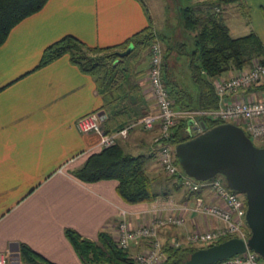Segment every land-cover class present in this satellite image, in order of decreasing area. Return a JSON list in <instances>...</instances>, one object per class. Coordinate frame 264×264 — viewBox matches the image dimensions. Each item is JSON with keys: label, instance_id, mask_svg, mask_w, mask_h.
<instances>
[{"label": "crops", "instance_id": "0c3cea01", "mask_svg": "<svg viewBox=\"0 0 264 264\" xmlns=\"http://www.w3.org/2000/svg\"><path fill=\"white\" fill-rule=\"evenodd\" d=\"M241 2L248 8L250 30L264 44V0ZM258 19L261 33L253 27ZM146 24L135 0H46L18 21L0 44V252L12 256L10 244L23 242L51 262L77 264L64 227L95 240L99 231L113 236L121 217L130 224L146 221L152 204L193 201L192 194L168 183L166 197L126 204L115 193V180L84 183L74 178L70 170L95 150L97 140L75 127L77 118L100 106L93 78L65 55L33 69L42 49L62 35H74L89 46H109ZM146 51L136 61V75L130 80L140 86L149 112L154 104L148 93ZM251 95L264 99V88L242 91V96ZM156 130V126L134 130L119 144L128 153L138 146L151 150ZM198 195L211 200L208 189H200ZM194 217L188 214L183 225L173 230L161 229L160 241L183 239L192 230Z\"/></svg>", "mask_w": 264, "mask_h": 264}, {"label": "trees", "instance_id": "16d2710c", "mask_svg": "<svg viewBox=\"0 0 264 264\" xmlns=\"http://www.w3.org/2000/svg\"><path fill=\"white\" fill-rule=\"evenodd\" d=\"M135 1L140 4L147 24L121 42L109 46H89L74 35L65 34L42 49L33 68L42 67L65 55L81 73L91 76L96 94L101 100L100 106L94 111H103L102 126L105 132L116 130L128 121L150 112L140 95V86L130 79L136 75L134 65L140 55L151 43L164 40L165 35L154 29L144 1ZM182 1L183 5H179L178 9L181 16L180 32H183L185 39L179 40L180 42L166 41V49L162 53L161 80L168 90L174 110L194 112L214 109L219 100L212 80L224 72L248 67L253 58L264 63V44L253 31L236 37L230 35L223 21L222 8L224 5L237 3V9L247 17L248 8L241 0ZM239 1L242 4L239 5ZM45 2L46 0H0V44L18 21L39 10ZM129 45L131 50L120 55ZM173 50L183 58L189 85L188 82L176 80L168 71L167 57ZM261 87L264 88V81ZM198 119L206 128L220 123L204 116ZM188 120V117H179L169 129L167 142L171 146L189 137L186 131ZM119 142L90 151L82 164L69 173L84 183L115 180V193L126 204L152 203L157 197H166L167 193L164 191H152L154 178L146 171L145 162L154 157V151L151 149L147 155H134L124 151ZM173 159L178 165L174 154ZM167 183L173 188H180L176 178L174 182ZM241 196L243 198L242 194ZM244 231L247 237L249 230L245 221ZM63 235L82 264H136L128 249L118 247L113 236L105 231H99L95 240L82 237L70 227L63 228ZM231 236L199 246H194L193 243L173 245L169 239H165L161 241L162 261L159 264H185L186 257L193 250ZM17 246L19 264H56L23 242H18ZM260 259L263 258L258 256V261Z\"/></svg>", "mask_w": 264, "mask_h": 264}, {"label": "built area", "instance_id": "2783aa9c", "mask_svg": "<svg viewBox=\"0 0 264 264\" xmlns=\"http://www.w3.org/2000/svg\"><path fill=\"white\" fill-rule=\"evenodd\" d=\"M264 59V55H263ZM162 51L158 42L148 48L146 79L153 100L154 109L149 113L134 118L116 130L105 132L102 126L103 114L89 112L75 122L81 133H91L97 138L95 149L106 148L125 140L134 129L151 130L157 127L154 137L156 156L162 172L168 177H175L185 192L194 196L191 204L174 203L171 200L152 204L146 221L130 224L121 217L116 224L113 238L122 249L143 242V247L132 255L136 264H159L162 261L161 241L158 229L165 226H181L188 214L194 213L192 230L185 233V243H208L225 236H238L245 239L244 199L241 194L229 189L221 175L207 180H195L186 175L173 159V146L167 142L169 129L179 117H188L196 132H201L200 120L204 116L219 122H232L238 125L252 142L264 139V99L242 96V91L249 90L264 80V63L253 58L248 67L220 74L212 80L218 106L210 110L194 112L176 111L164 86L161 75ZM196 115V116H195ZM200 189H208L211 200L206 202L198 195ZM122 216V214H121ZM211 220L212 223H211ZM203 226V229L201 228ZM170 244L178 245L173 239ZM182 243V242H181ZM0 264H19L18 257L0 252ZM210 264H260L258 255L249 249L212 262Z\"/></svg>", "mask_w": 264, "mask_h": 264}, {"label": "water", "instance_id": "95a60500", "mask_svg": "<svg viewBox=\"0 0 264 264\" xmlns=\"http://www.w3.org/2000/svg\"><path fill=\"white\" fill-rule=\"evenodd\" d=\"M131 50L129 45L120 55ZM99 113L103 114V111ZM189 119V137L173 145L180 169L195 180L221 175L226 186L244 199L243 219L249 235L243 239L231 236L193 250L185 264H210L246 249L264 259V146H256L244 131L232 122H220L196 132ZM10 254L18 257V246L10 244Z\"/></svg>", "mask_w": 264, "mask_h": 264}, {"label": "rangeland", "instance_id": "374dc122", "mask_svg": "<svg viewBox=\"0 0 264 264\" xmlns=\"http://www.w3.org/2000/svg\"><path fill=\"white\" fill-rule=\"evenodd\" d=\"M143 1L146 4L148 11L152 17V23H153L154 29L157 32L165 35V39L158 42L162 53H163V50L166 49V41L172 40V42H180L179 40L185 39L183 32H180L181 16H180V12L178 9L179 5H183L182 0H179V1L177 0H143ZM193 1L195 0H192V2ZM240 4L242 3L240 2L239 5ZM235 5H237V3H230L227 5H224L222 8L223 21L229 28L230 35L233 37L244 35L248 33L249 31H251L250 30L251 25L246 22L247 17L242 15L240 11L237 9V6ZM253 27L254 29H256L255 31H258V33H261L262 25L259 19L256 21V23L254 22ZM146 52H147V57H148V49ZM142 54L145 56V51ZM167 65H168L167 68L169 67L168 71L170 72L173 78L181 82H184V81L185 83L188 82V85L190 84L188 75H187V68L185 67L183 58L179 57L174 52V50L168 53ZM256 86H261V83H259ZM148 93L150 94L149 89H148ZM134 130H138V129H134ZM143 131H149V130H143ZM186 131L188 132V134L191 133L192 132L191 127L187 126ZM153 142H154V138H153ZM253 143L256 146H264V139L260 141H254ZM152 150L154 151V157L146 160L145 167H146V171L148 175L154 178L151 184L152 191L160 192V191H164L165 186L168 185V183L166 184V182H172V181L174 182L175 177H168L162 172L158 164V161H157V156H156L157 150L154 145L152 147ZM127 151H129V153L134 154V155L136 154L147 155V153H149L150 150H147L146 147L138 146V147H133ZM141 222L142 221H140L139 223ZM175 228L176 226L160 227L158 229V239L160 240L159 232L161 229L162 230H166V229L173 230ZM173 239H175L176 242L185 243L184 238L183 239L173 238ZM169 242H173V240L169 239ZM142 244L143 242H139L137 245L129 247L128 252L130 253V255L132 256L134 253L137 252V250L141 249ZM201 244L203 243L197 242V243H193L192 245L199 246ZM76 258H77V264H82L79 258L78 257ZM259 262L261 264L264 263V259H260Z\"/></svg>", "mask_w": 264, "mask_h": 264}]
</instances>
